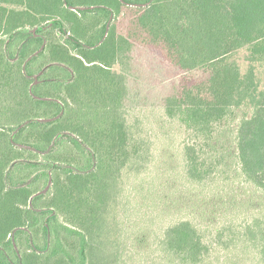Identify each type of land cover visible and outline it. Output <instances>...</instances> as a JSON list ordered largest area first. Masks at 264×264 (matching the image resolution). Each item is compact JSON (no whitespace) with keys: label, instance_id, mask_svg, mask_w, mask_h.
Listing matches in <instances>:
<instances>
[{"label":"trees","instance_id":"obj_1","mask_svg":"<svg viewBox=\"0 0 264 264\" xmlns=\"http://www.w3.org/2000/svg\"><path fill=\"white\" fill-rule=\"evenodd\" d=\"M137 43L174 72L163 103L197 141L190 174L208 173L216 125L248 105L237 157L264 190V0H0V119L11 123L0 126V264H123L119 178L143 153L123 111L128 77L113 68ZM247 232L264 260V225ZM161 248L172 264L210 254L190 220L167 227Z\"/></svg>","mask_w":264,"mask_h":264},{"label":"rangeland","instance_id":"obj_2","mask_svg":"<svg viewBox=\"0 0 264 264\" xmlns=\"http://www.w3.org/2000/svg\"><path fill=\"white\" fill-rule=\"evenodd\" d=\"M130 10L123 7L118 31L126 32ZM65 25L69 28V23ZM54 34L65 41L62 33ZM130 54L113 68L128 77L123 111L132 143L143 153L123 168L119 178L114 213L124 247L123 264H172L164 256L161 239L166 228L180 220L192 221L209 246L210 254L203 264H264L247 232L249 226L264 225V190L246 179L236 145L239 122L252 108L238 107L216 125L213 140L203 150L208 173L195 177L189 172L186 146L197 141L183 124L167 115L163 103L174 72L142 44L137 43ZM234 59L248 69L245 50ZM256 73L264 86V66ZM6 98L0 94V101ZM3 123L11 125L0 119V126Z\"/></svg>","mask_w":264,"mask_h":264}]
</instances>
